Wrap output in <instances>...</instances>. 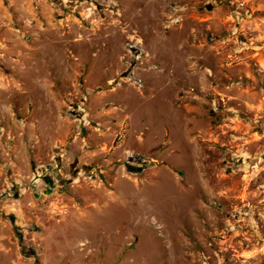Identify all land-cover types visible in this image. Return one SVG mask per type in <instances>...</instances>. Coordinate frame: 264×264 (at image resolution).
Instances as JSON below:
<instances>
[{
	"label": "rangeland",
	"instance_id": "rangeland-1",
	"mask_svg": "<svg viewBox=\"0 0 264 264\" xmlns=\"http://www.w3.org/2000/svg\"><path fill=\"white\" fill-rule=\"evenodd\" d=\"M263 59L264 0H0V264H264Z\"/></svg>",
	"mask_w": 264,
	"mask_h": 264
},
{
	"label": "crops",
	"instance_id": "crops-1",
	"mask_svg": "<svg viewBox=\"0 0 264 264\" xmlns=\"http://www.w3.org/2000/svg\"><path fill=\"white\" fill-rule=\"evenodd\" d=\"M262 65L261 68L264 70V59L261 61ZM2 85V82L0 80V87ZM16 123V119L13 118L12 113V106H6L3 108V112H0V157H3V154L11 155V152L18 151V155L23 150L22 146H18L15 142V130H12V124ZM6 136L8 138H6ZM13 136V138H12ZM9 149V151H8ZM11 151V152H10ZM64 152L61 153V158L64 156ZM16 157V154H15ZM4 158V157H3ZM62 160V159H61ZM14 162V161H13Z\"/></svg>",
	"mask_w": 264,
	"mask_h": 264
}]
</instances>
